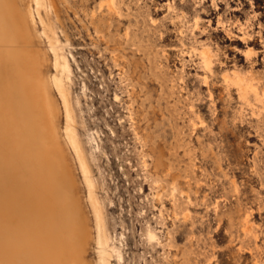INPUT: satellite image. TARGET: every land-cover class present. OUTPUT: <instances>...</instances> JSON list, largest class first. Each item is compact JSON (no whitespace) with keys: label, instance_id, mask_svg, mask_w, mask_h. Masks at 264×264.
Wrapping results in <instances>:
<instances>
[{"label":"rangeland","instance_id":"obj_1","mask_svg":"<svg viewBox=\"0 0 264 264\" xmlns=\"http://www.w3.org/2000/svg\"><path fill=\"white\" fill-rule=\"evenodd\" d=\"M32 1L0 0V264L76 229L86 264H264V0Z\"/></svg>","mask_w":264,"mask_h":264},{"label":"bare ground","instance_id":"obj_2","mask_svg":"<svg viewBox=\"0 0 264 264\" xmlns=\"http://www.w3.org/2000/svg\"><path fill=\"white\" fill-rule=\"evenodd\" d=\"M34 1V0H33ZM32 1V2H33ZM31 2V3H32ZM30 3V2H29ZM34 3V2H33ZM36 3V2H35ZM34 3V4H35ZM38 3V2H37ZM39 4V3H38ZM38 4H35V6L37 5L38 6ZM31 8V7H30ZM29 10V9H28ZM30 11V10H29ZM37 12V11H36ZM33 13H32V11H31V14H30V12H29V14L28 15H32ZM38 14V13H37ZM34 16V15H33ZM29 19H31V18H29ZM33 19L35 20V18L33 17ZM32 19V20H33ZM34 23V22H33ZM30 25V24H29ZM29 27V26H28ZM30 27H31V25H30ZM39 49V48H38ZM40 51H41V49H39ZM38 51V50H37ZM39 51V52H40ZM55 51V50H54ZM37 53V52H36ZM42 53V52H41ZM40 53V54H41ZM39 54V53H38ZM37 54V55H38ZM38 55V56H42V57H40L41 58V60H42V58H43V56H44V61H45V58L47 59V57H46V55H43V54H41V55ZM45 54V53H44ZM57 55V54H56ZM60 55V54H59ZM35 58V57H34ZM57 59V58H56ZM60 60V59H59ZM38 61H40V60H38ZM44 61H42V63L44 62ZM56 61V60H55ZM48 62V61H47ZM60 63V62H59ZM35 65H34V67L37 65L36 63H34ZM45 63H43V64H40V65H44ZM56 64H57V62H56ZM38 66V65H37ZM60 66V65H59ZM39 67H41V66H39ZM36 68V67H35ZM43 67H41V69H42ZM57 68V67H56ZM59 68V67H58ZM40 69V70H41ZM36 70V69H35ZM39 70V71H40ZM45 71H46V69H45ZM46 72H48V71H46ZM40 73V72H39ZM39 73L38 74H36V75H38L39 76ZM43 73H45V72H43V70H42V73L40 74V75H43ZM46 74V73H45ZM36 75H35V77H36ZM48 75V74H47ZM44 76V75H43ZM34 77V78H35ZM40 77V76H39ZM42 78V77H41ZM55 78H57V76L55 77ZM54 78V79H55ZM37 81H39L38 79H37ZM50 88H51V82H50V79H49V77L48 76H44V80L41 82V84L40 83H38V82H36V80L34 81V83H33V97H34V109L35 110H38V108H40L39 110H41V109H43V110H45L46 112H50L51 111V107L53 106L52 104H54L53 103V101L51 100V98H53V93L51 94V95H53V96H51L50 95ZM52 90V89H51ZM40 95H42L43 96V101H42V98H40L39 100H40V102L42 101V103H43V105L42 104H40V103H38V96H40ZM54 100V99H53ZM51 102H52V104H51ZM54 102H55V104L57 103V101H55L54 100ZM54 104V105H55ZM52 105V106H51ZM57 105V107H58V103L56 104ZM55 107V106H54ZM53 107V108H54ZM67 107V106H66ZM37 108V109H36ZM68 108H66V110H67ZM54 110V109H53ZM57 109L55 108V111H56ZM44 111V112H45ZM37 112V111H36ZM45 112V113H46ZM57 112V111H56ZM38 113V112H37ZM36 113V114H37ZM45 113L43 114V112H42V114H40V112L38 113V114H40V115H42L43 117H45L46 119H48L49 117H50V115L48 116L47 115V113H46V116H48V118L46 117V116H44L45 115ZM53 113V112H52ZM66 113H67V111H66ZM36 114H35V112H34V123H35V133H36V141H35V150H34V152H33V156H34V159H35V162H36V164L39 166V167H42V169H44V170H47L48 172H49V174L48 175H46V178H44L45 180H44V182L46 183V184H48V185H54V187L55 186H57L59 183H58V181H60V183H62V184H64V180L65 179H63V177L61 178V176L59 177V175L57 174V173H54L53 172V168H54V166H53V163H52V157H53V155L55 154V152H54V154H51V149L53 148H44L43 147V145L44 146H47L46 145V143L45 142H47V141H49V139L47 140V138H48V136H46L45 135V131H48V129L47 128H50V126H52L53 125V127H54V124H53V122H55L56 120H57V118H59V117H55V121H49V122H52V125H50V126H48V124H47V128L45 129V125H46V123L43 125L44 126V129H45V131L43 132L42 130H39L38 129V125H39V123H40V118H37V116H38V114H37V116H36ZM51 114V113H50ZM55 114V112L53 113V115ZM57 114V113H56ZM59 115V114H58ZM57 115V116H58ZM39 117V116H38ZM42 117V118H43ZM67 118V117H66ZM46 119H45V121H46ZM50 119V118H49ZM68 120V119H67ZM44 121V122H45ZM48 121V120H47ZM46 121V122H47ZM60 121V120H59ZM42 122V121H41ZM58 123V122H57ZM43 124V122L41 123V125ZM49 124H51V123H49ZM57 125V124H56ZM55 125V126H56ZM74 126V125H73ZM39 127H40V125H39ZM55 128H58V127H55ZM41 129V128H40ZM39 130V131H38ZM49 130H52V128H50ZM49 132V131H48ZM47 132V135H50L52 132H54L55 133V131H53L52 130V132L49 134ZM53 134V133H52ZM56 134V133H55ZM54 134V135H55ZM60 133L58 132V135H59ZM53 136V135H52ZM55 137V140H56V136H54ZM57 138H58V136H57ZM50 139H52L51 137H50ZM60 139H61V136H60ZM54 140V141H55ZM53 139H52V141L49 143V144H53ZM57 141V140H56ZM58 142V141H57ZM61 142H63V145L67 148V147H69V144L66 142V141H61ZM61 142H60V144H61ZM44 143V144H43ZM43 144V145H42ZM56 145H57V143H55ZM59 143H58V145L57 146H61L62 147V145H60ZM49 146H52V145H49ZM48 146V147H49ZM54 148H56V146L54 147ZM58 148V147H57ZM60 148V147H59ZM60 149H62V148H60ZM59 149V150H60ZM56 150H58V149H56ZM63 150V149H62ZM64 151V150H63ZM62 154V153H61ZM65 154V153H64ZM58 155V154H57ZM60 155V154H59ZM59 158H60V156H58ZM55 159V158H54ZM53 159V160H54ZM48 160H49V162H48ZM59 160V159H58ZM58 160H56V161H58ZM56 163V162H55ZM72 165V164H71ZM59 166L60 165H58V169H59ZM64 166V165H63ZM70 167H72V166H70ZM55 168H57L56 166H55ZM73 168V167H72ZM57 169V170H58ZM43 170V171H44ZM56 170V169H55ZM54 170V171H55ZM42 171V170H41ZM58 172V171H57ZM58 173H60V172H58ZM67 173V172H66ZM72 174V173H71ZM63 176V175H62ZM44 177V176H43ZM70 177V176H69ZM65 178V177H64ZM73 180V179H72ZM54 183V184H53ZM67 183V182H66ZM61 184V185H62ZM83 201V200H82ZM79 204V203H78ZM77 204V205H78ZM79 206H81V205H79ZM70 207V206H69ZM84 207V206H83ZM71 209H73L72 207H71ZM70 209V210H71ZM69 210V211H70ZM83 211V210H82ZM75 213H76V210H75ZM86 213V212H85ZM70 214H71V219L73 218V213L70 211ZM84 216H86L85 214H84ZM86 221V220H85ZM0 222H1V220H0ZM88 221H86V222H84V223H87ZM2 225V224H1ZM89 227V226H88ZM80 232H81V230L80 229H76V231H75V235L73 236V238H71V240H70V242H69V250H68V258H69V263L70 264H86V263H84L85 262V260H84V257H83V254L85 253V251H86V247H85V245H84V243H83V240H82V238H81V235H80ZM99 232V231H98ZM98 246H99V244H98Z\"/></svg>","mask_w":264,"mask_h":264}]
</instances>
